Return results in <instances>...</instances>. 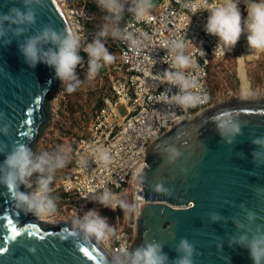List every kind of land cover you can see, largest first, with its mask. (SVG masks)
Wrapping results in <instances>:
<instances>
[{"label": "water", "instance_id": "95a60500", "mask_svg": "<svg viewBox=\"0 0 264 264\" xmlns=\"http://www.w3.org/2000/svg\"><path fill=\"white\" fill-rule=\"evenodd\" d=\"M11 6V0H0V11ZM38 11L37 27L52 23L69 30L56 0H46ZM17 43L13 39L10 46H0V113L11 125L9 141L27 143L36 151L50 125L52 96L62 83L43 64L29 68ZM225 110L246 125L232 144L221 138L212 119ZM261 135L264 98L215 104L156 138L134 185L136 219L130 248L157 240L174 259L179 240L187 238L195 245L194 264H252L249 253L229 241L237 234L232 218L243 219L242 204L264 217V197L255 193L264 188V164L254 163L250 142ZM169 146L181 152L173 163L167 162ZM157 183L171 194L156 192ZM213 213L221 217L218 222L212 221ZM73 230L67 221L51 224L19 212L0 188V264H111L113 256L94 238L85 243L71 234ZM32 247L35 255L28 251Z\"/></svg>", "mask_w": 264, "mask_h": 264}, {"label": "clouds", "instance_id": "9594fccd", "mask_svg": "<svg viewBox=\"0 0 264 264\" xmlns=\"http://www.w3.org/2000/svg\"><path fill=\"white\" fill-rule=\"evenodd\" d=\"M96 6L107 13L105 23L90 42L83 43L74 32L65 28H58L52 23H42L37 27L39 7L46 4V0H11L12 6L6 12L0 11V46H10L13 39L18 41L17 48L24 63L29 68H36L43 64L54 71L68 93L75 92L82 84L77 74L78 67L84 66V57L87 55L86 79L93 80L100 69L111 64L115 56L105 45L109 37L129 42L138 46L141 41L133 37L132 33L121 28V21L125 11L132 14L136 21H142L150 15L154 0H95ZM241 0H221L218 6L208 10L204 31L218 38L217 49L231 50L239 41L241 35H246L250 49L264 52V0H243L246 6L247 17L242 19L240 11ZM20 5V6H17ZM185 7L194 8L192 0H186ZM170 54L173 57L171 68L163 76L171 87L178 92L171 96L170 103L182 110L196 107L205 100L200 92L196 79L186 74L188 68H195V61L185 54V38H176L169 44ZM203 54H205L202 51ZM166 89L161 94L168 98ZM217 131L226 143L232 144L238 135L242 134V124L232 110H225L212 118ZM0 188L6 190L13 206L24 214L39 217L49 216L57 211L56 198L52 196V184L55 173L66 167L69 162L68 150L58 147L53 151H33L32 147L24 142L9 141L11 125L6 123V117L0 113ZM253 146V161L264 164V135L251 138ZM97 159L107 166L111 162V155L107 148H97ZM167 162L173 163L179 159L181 152L175 146L165 149ZM184 171V169H182ZM36 176L33 181L32 177ZM145 179L144 173L140 177ZM25 190H21V188ZM154 190L158 193L170 195V191L157 183ZM257 197H264V188H256ZM96 202L106 208H119L124 213L135 210V203L129 202L123 194H117L104 188L96 197ZM244 212L243 219L232 218L237 228V234L230 237V246H237L249 253L252 264H264V217L241 205ZM213 222L221 217L211 214ZM258 221H261L258 223ZM114 229L106 217L96 210H90L74 221L72 235L88 242L92 238L103 239L112 234ZM82 247V245H79ZM28 251L36 254L35 247ZM177 253L174 259L163 251V244L157 240L145 241L139 246L123 248L111 258V264H194L195 245L187 238L179 240L175 247Z\"/></svg>", "mask_w": 264, "mask_h": 264}, {"label": "built area", "instance_id": "2783aa9c", "mask_svg": "<svg viewBox=\"0 0 264 264\" xmlns=\"http://www.w3.org/2000/svg\"><path fill=\"white\" fill-rule=\"evenodd\" d=\"M65 1L77 35L83 43L90 42L93 35L85 29L83 21L93 20L90 5L95 0ZM185 2L158 0L150 15L142 21H136L131 13L124 12L121 28L132 33L141 43L132 46L127 41L117 39L111 47L115 59L111 66L107 65L104 69L111 96L101 99L88 123L86 134L72 138L66 146L69 162L57 189L65 194L74 193L85 204L90 196L95 198L104 188H108L114 193L123 194L133 203L134 185L146 167V150L152 142L173 125L190 120L213 106V100L219 102L208 83L211 70L225 61L228 55L237 57L240 49L245 50L248 46L246 35L242 34L237 44L226 53L217 49L214 54L218 38L207 34L204 26L208 10L218 6L221 0H192L194 8L185 7ZM126 4L131 5V0H126ZM242 7L244 19L247 17L244 3ZM176 38H185V54L195 61L196 67L184 71L196 79L201 94L206 97L201 104L187 110L169 102L178 89L171 87L163 76L157 75L171 68L173 57L169 44ZM80 54L86 55L83 52ZM86 68L87 57H84V66L78 69ZM234 76H237L236 70ZM169 88L166 98L161 93ZM231 93L225 96L232 98L238 94ZM255 95H259V92ZM97 148L109 150L111 162L107 166L98 161ZM108 209L116 211L118 208ZM69 210L78 215L77 207L71 205ZM135 219V210L124 213L121 220H116L114 232L99 239L112 256L123 248L130 249Z\"/></svg>", "mask_w": 264, "mask_h": 264}, {"label": "rangeland", "instance_id": "374dc122", "mask_svg": "<svg viewBox=\"0 0 264 264\" xmlns=\"http://www.w3.org/2000/svg\"><path fill=\"white\" fill-rule=\"evenodd\" d=\"M242 6L243 1L241 0L239 7L241 14L244 15ZM92 15L94 17L93 21H83V24L86 28L93 29L95 35L106 22L104 17L107 13L99 10L95 14L92 13ZM116 41L117 39H112L111 37L104 41L110 52H113L111 47ZM256 60L260 61L254 64ZM111 65L112 63L108 64V66ZM106 66L102 67L101 70H104ZM249 68L250 71L247 73ZM235 70L237 73L236 77L234 76ZM86 72L87 68L86 70L77 71L78 76L82 80V84L75 92L68 93L61 85L52 96L50 104V125L45 135L39 140L36 149L37 152L53 151L61 146L66 148L72 138L86 134L88 123L101 99L108 95L111 96L107 90V79L102 74H97L93 80L88 81L86 79ZM112 73L114 74L113 70ZM254 82H256L255 85ZM208 83L212 94H216L215 97L218 96L216 100H219V102H232L241 99L249 100L253 97L254 99L264 98V89L261 88L264 87V52H254L253 49L247 46L243 50V53H239L237 57L236 55H228L225 61L219 63L211 70V77ZM256 87H259V89H254ZM230 92H232V95H236V92L238 94L232 98L229 95V97L225 96ZM257 92H259V95L256 96L255 94ZM213 102L215 103V100ZM217 103L218 101H216ZM65 171V168H63L55 173L54 182L51 186L53 193L51 194L56 198L57 211L47 216L44 221L51 224H58L66 220L75 221L78 217H82L88 210H96L101 216L107 218L108 223L114 229L116 220H121L124 212L119 208L116 211H110L108 208L98 204L95 200L96 197L94 198L93 196H90V200L84 204L82 200L77 199L74 193L65 194L62 190L57 189V185L65 175ZM35 179L36 176L34 175L32 180L34 181ZM67 198H70V200L67 201ZM64 205H66V208L63 207ZM71 205L77 207V216L68 210Z\"/></svg>", "mask_w": 264, "mask_h": 264}, {"label": "bare ground", "instance_id": "6f19581e", "mask_svg": "<svg viewBox=\"0 0 264 264\" xmlns=\"http://www.w3.org/2000/svg\"><path fill=\"white\" fill-rule=\"evenodd\" d=\"M58 3H59V5L62 7V9H63V11H64V14H65V18H66V20H67V23H68V26H69V30L70 31H74L75 33H76V28H75V26H74V24H73V22H72V17L70 16V14H69V11H68V8H67V3H66V1L65 0H56ZM77 34V33H76ZM249 46V45H248ZM243 48L242 49H240V52L239 53H243ZM245 52V51H244ZM254 52H256V50H254ZM261 53H263V52H261ZM239 55V54H238ZM256 61H260V60H256ZM255 61V62H256ZM255 62H254V64H255ZM253 66V65H252ZM248 71H250V68L247 70V73H248ZM246 76H247V74H246ZM249 76V75H248ZM254 89H259L258 87L257 88H254ZM252 90V89H251ZM251 99H254V97L253 98H251ZM256 99V98H255ZM242 100V99H241ZM214 101V100H213ZM212 101V104H216V101H215V103ZM219 103H226L225 101H221V102H218L217 104H219ZM64 208H66V205H64L63 206ZM69 210V209H68ZM70 211V210H69ZM88 211H90V210H88ZM71 213V212H70ZM73 214V213H72ZM34 216V215H33ZM40 218V220H42V221H44V219L45 218H47V216H44V217H39ZM38 218V219H39ZM67 222H69L70 223V225L72 226V227H74V221H69V220H66ZM101 246H102V244H101V241L98 239H96V238H94ZM105 250H107V248L106 247H104V246H102Z\"/></svg>", "mask_w": 264, "mask_h": 264}, {"label": "trees", "instance_id": "16d2710c", "mask_svg": "<svg viewBox=\"0 0 264 264\" xmlns=\"http://www.w3.org/2000/svg\"><path fill=\"white\" fill-rule=\"evenodd\" d=\"M100 9L98 8V7H96V5H95V3H92L91 5H90V11H91V13H94L95 14V12H97V11H99ZM100 11H102V10H100ZM94 18V17H93ZM93 21V20H92ZM85 29L86 30H88V31H90V32H92L93 33V35H94V32H93V29H91V28H86L85 27ZM95 36V35H94ZM93 36V37H94ZM84 57H87L86 55H83ZM77 71H81V69H77ZM98 74H102V76L104 77V78H106L107 79V77L104 75V70H101L100 69V71L98 72ZM53 193V192H52Z\"/></svg>", "mask_w": 264, "mask_h": 264}, {"label": "snow or ice", "instance_id": "6c2138e0", "mask_svg": "<svg viewBox=\"0 0 264 264\" xmlns=\"http://www.w3.org/2000/svg\"><path fill=\"white\" fill-rule=\"evenodd\" d=\"M82 251H83V253H84V255H85L86 257H88L89 259H91V256L89 255V252H88L87 249H84V250H82Z\"/></svg>", "mask_w": 264, "mask_h": 264}, {"label": "crops", "instance_id": "0c3cea01", "mask_svg": "<svg viewBox=\"0 0 264 264\" xmlns=\"http://www.w3.org/2000/svg\"><path fill=\"white\" fill-rule=\"evenodd\" d=\"M255 73H258V72H255Z\"/></svg>", "mask_w": 264, "mask_h": 264}]
</instances>
